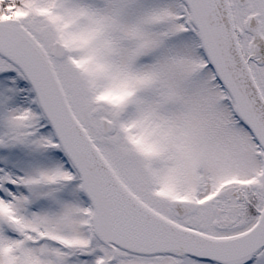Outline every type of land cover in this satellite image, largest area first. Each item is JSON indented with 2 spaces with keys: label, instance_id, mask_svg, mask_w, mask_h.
I'll return each instance as SVG.
<instances>
[{
  "label": "snow or ice",
  "instance_id": "snow-or-ice-1",
  "mask_svg": "<svg viewBox=\"0 0 264 264\" xmlns=\"http://www.w3.org/2000/svg\"><path fill=\"white\" fill-rule=\"evenodd\" d=\"M0 264H264V0H0Z\"/></svg>",
  "mask_w": 264,
  "mask_h": 264
}]
</instances>
